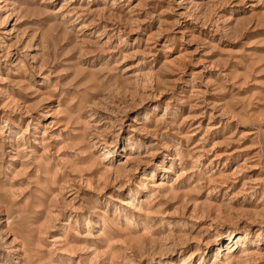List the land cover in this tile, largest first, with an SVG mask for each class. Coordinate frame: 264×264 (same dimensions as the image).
Here are the masks:
<instances>
[{"label":"rangeland","instance_id":"1","mask_svg":"<svg viewBox=\"0 0 264 264\" xmlns=\"http://www.w3.org/2000/svg\"><path fill=\"white\" fill-rule=\"evenodd\" d=\"M0 264H264V0H0Z\"/></svg>","mask_w":264,"mask_h":264}]
</instances>
